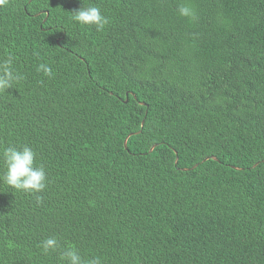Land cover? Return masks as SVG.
<instances>
[{
  "label": "trees",
  "instance_id": "1",
  "mask_svg": "<svg viewBox=\"0 0 264 264\" xmlns=\"http://www.w3.org/2000/svg\"><path fill=\"white\" fill-rule=\"evenodd\" d=\"M9 57L0 174L28 145L48 183L0 180V264H264V0H8Z\"/></svg>",
  "mask_w": 264,
  "mask_h": 264
},
{
  "label": "clouds",
  "instance_id": "2",
  "mask_svg": "<svg viewBox=\"0 0 264 264\" xmlns=\"http://www.w3.org/2000/svg\"><path fill=\"white\" fill-rule=\"evenodd\" d=\"M8 0H0V7L6 6ZM179 15L191 19L196 18L195 10L187 3H181ZM74 20L81 25L95 26L97 31H103L108 24V18L97 6H86L75 11ZM11 57L0 63V92L10 89L21 77L13 69ZM38 71L46 76H52V69L46 64H40ZM36 152L28 145H10L2 150L5 171L0 174V180L15 190L24 192H42L48 183V175L43 165L36 164ZM41 247L45 253L56 251L59 241L49 237L42 241ZM61 260L66 264H102L99 257L85 261L73 247H66L61 252Z\"/></svg>",
  "mask_w": 264,
  "mask_h": 264
},
{
  "label": "water",
  "instance_id": "3",
  "mask_svg": "<svg viewBox=\"0 0 264 264\" xmlns=\"http://www.w3.org/2000/svg\"><path fill=\"white\" fill-rule=\"evenodd\" d=\"M125 146H126V148H127V144L125 143ZM196 167V166H195Z\"/></svg>",
  "mask_w": 264,
  "mask_h": 264
}]
</instances>
